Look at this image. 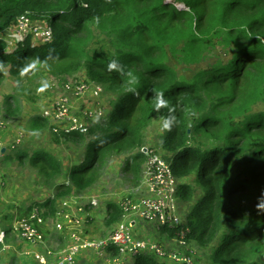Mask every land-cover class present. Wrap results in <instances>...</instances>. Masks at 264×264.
I'll return each instance as SVG.
<instances>
[{
    "label": "trees",
    "instance_id": "16d2710c",
    "mask_svg": "<svg viewBox=\"0 0 264 264\" xmlns=\"http://www.w3.org/2000/svg\"><path fill=\"white\" fill-rule=\"evenodd\" d=\"M21 17L49 25L51 42L32 46L28 37L13 51L2 36ZM94 28L112 53L90 49ZM218 45L230 55L209 63L206 54ZM113 60L123 71L109 69ZM52 61L83 71L84 84L102 85L110 101L102 117L90 118L85 135L55 131L39 115L30 119V129L54 132L56 142L86 145L84 160L70 169L46 150L16 151L19 164L35 169L54 193L18 218L33 208L53 217L58 202L84 193L95 181V167L112 155L128 153L120 171L137 186L146 161L141 132L156 114L171 120L158 150L171 163L180 182L177 199L186 206L184 223L164 232L178 240L176 234L187 231L186 245L199 249L208 264H264V0H0V68L21 80L32 63ZM157 93L167 107L156 108ZM19 113L18 96L0 103L3 120ZM121 219L118 205L106 202L105 228L112 231ZM13 222L0 252L3 240L16 234ZM118 254L108 252L112 259ZM136 258L133 264H166L152 254ZM204 262L195 257L193 264Z\"/></svg>",
    "mask_w": 264,
    "mask_h": 264
},
{
    "label": "rangeland",
    "instance_id": "374dc122",
    "mask_svg": "<svg viewBox=\"0 0 264 264\" xmlns=\"http://www.w3.org/2000/svg\"><path fill=\"white\" fill-rule=\"evenodd\" d=\"M30 22L31 20L25 17L21 18L17 28L22 29L28 26L26 32H30L31 29L36 28V22L34 24H30ZM17 35L16 27L12 26L2 36L13 51L17 48ZM44 42H46L45 37L39 35L34 45L40 46ZM89 47L94 50L98 49L101 53H112L109 44L104 42L103 37L95 28L93 29V40ZM211 50L210 53L206 54L208 61L211 59L209 63L225 60L230 55V51H224L219 45ZM168 63L179 73L185 68L173 58H169ZM205 65L206 63L192 66L189 69L199 70ZM0 74L3 75L0 82V103L8 96L16 95L20 98V113L17 117L10 116L8 117L9 120H3L0 117V233H4V230L12 225L13 220L14 225L17 220L27 217L18 218L22 212L24 213L25 208L33 203H42L47 197L54 195L50 188L41 185V179L35 169L27 164H19L14 158L16 151L26 150L31 153L35 149L46 150L62 163H65L69 169L84 160L83 151L86 144H75L64 138L56 142L54 132L30 129L28 126L30 119L36 115L43 117L45 111H49L53 106L61 105L66 99L69 105V113L88 124L90 118L97 119L104 115V111L108 108L110 94H106L102 85L91 84L86 86L84 84V72L81 70L73 72L69 63L63 61L32 63L30 70L21 75V80L10 75L7 67L0 68ZM182 74L183 76L187 75L183 72ZM76 92L79 93L75 94ZM47 120L51 126H54L55 119L50 117ZM163 121L164 117L161 115L155 114L151 117L148 125L141 132L145 144L158 149L159 137L165 130L162 128ZM127 155L128 153L112 155L95 167L97 171L95 181L84 192L88 195L97 196L99 202L96 208L88 211L89 214L92 213V218L89 217L87 222H84L85 234L90 239H100L101 233H105L104 237H107L116 229L111 231L114 226L111 229L104 226L106 202L113 201L118 205L124 196L138 195L135 192V180L123 175L120 171ZM178 205L183 215L186 206L181 201H178ZM5 213H7V220L3 218ZM91 219L92 224L90 223ZM53 224L52 217H49L45 228L52 234L54 231L50 227ZM139 229L146 239L160 244L167 253L184 252L186 255L194 257L193 261L196 257L203 259L204 264H208L206 257L202 256L199 249L197 251L193 245L180 248L178 240L168 236L163 228L157 230L152 226L142 224ZM42 231H44V227ZM54 235L60 236L58 233ZM48 243L53 248L61 249L65 247L66 241L63 237L58 239V237L54 238L49 235ZM37 248L38 246H32L20 240L16 234L11 232L7 241L3 240L0 264H10L13 260L15 264H25V261L26 264H38L32 257L35 250L39 251ZM138 260L139 258L136 257H128V261L124 264H133ZM165 263L176 264L168 259ZM75 264H105V261L86 253L80 255Z\"/></svg>",
    "mask_w": 264,
    "mask_h": 264
},
{
    "label": "built area",
    "instance_id": "2783aa9c",
    "mask_svg": "<svg viewBox=\"0 0 264 264\" xmlns=\"http://www.w3.org/2000/svg\"><path fill=\"white\" fill-rule=\"evenodd\" d=\"M21 18L14 25L18 33L17 43L31 37L32 46H35L34 43L39 35L45 37L46 42L43 44L51 42L52 29L49 25L31 21L30 24L35 23L36 28L26 32L28 26L17 28ZM67 103L65 99L61 105L53 106L43 113V118L55 119L56 122L53 123L56 125L55 131L58 129L85 135L88 130L87 123L72 116ZM140 151L143 152L146 161L142 177L135 189L138 195L122 198L118 204L122 211V219L115 226L114 232L107 237L90 239L86 236L84 222L91 217L88 211L96 208L99 202L97 196L85 193L70 195L68 199L63 198L57 204L52 217L54 224L50 229L62 235L61 237L66 241L65 247L61 249L49 245L48 235L42 231L43 227L47 226L49 217L43 218L37 208H33L26 218L17 220L12 228L20 240L38 246L39 251L35 250L33 256L39 264H75L79 256L86 253L92 254L97 259H103L105 264H124L128 261V257L142 254H152L160 260L168 259L174 263L192 264V256L184 252L167 253L160 244L146 239L139 229L142 224L160 229L178 228L184 223L177 199L180 182L173 174L171 163L162 157L158 149L150 145L143 146ZM186 233L187 231H182L176 234L180 248L187 246ZM3 237L4 233H0L1 242ZM110 248L116 249L119 253L114 259L108 255Z\"/></svg>",
    "mask_w": 264,
    "mask_h": 264
},
{
    "label": "clouds",
    "instance_id": "9594fccd",
    "mask_svg": "<svg viewBox=\"0 0 264 264\" xmlns=\"http://www.w3.org/2000/svg\"><path fill=\"white\" fill-rule=\"evenodd\" d=\"M108 67H109L110 70L117 69L118 71H123V69L118 68L117 61H115V60L110 62ZM128 76H129V79H130V83L134 85L135 82H136L135 77L130 72L128 73ZM155 106H156L157 109H159L161 107H167L168 106V101L164 98L163 93H157V95L155 97ZM162 128L170 130L171 129V120L167 119V118L164 119V121L162 123ZM146 145H148V144H146ZM162 261L165 262V261H167V259L162 260ZM176 264H180V263H176ZM192 264H193V261H192Z\"/></svg>",
    "mask_w": 264,
    "mask_h": 264
},
{
    "label": "crops",
    "instance_id": "0c3cea01",
    "mask_svg": "<svg viewBox=\"0 0 264 264\" xmlns=\"http://www.w3.org/2000/svg\"><path fill=\"white\" fill-rule=\"evenodd\" d=\"M92 214V213H91ZM32 257L35 259V257L33 256V254H32ZM36 260V259H35Z\"/></svg>",
    "mask_w": 264,
    "mask_h": 264
},
{
    "label": "water",
    "instance_id": "95a60500",
    "mask_svg": "<svg viewBox=\"0 0 264 264\" xmlns=\"http://www.w3.org/2000/svg\"><path fill=\"white\" fill-rule=\"evenodd\" d=\"M3 152V151H2Z\"/></svg>",
    "mask_w": 264,
    "mask_h": 264
}]
</instances>
